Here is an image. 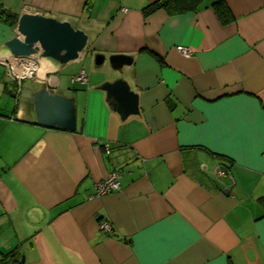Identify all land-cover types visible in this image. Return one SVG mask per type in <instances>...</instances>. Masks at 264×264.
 I'll list each match as a JSON object with an SVG mask.
<instances>
[{"label":"crops","instance_id":"0c3cea01","mask_svg":"<svg viewBox=\"0 0 264 264\" xmlns=\"http://www.w3.org/2000/svg\"><path fill=\"white\" fill-rule=\"evenodd\" d=\"M151 1L0 0L89 36L80 58L39 62L38 79L74 97V131L36 124L0 61V258L19 251L0 264H264V0H224L228 23L215 0L146 15ZM14 35L0 23V45ZM97 53L133 60L119 72ZM119 77L139 96L126 118L98 88ZM113 169L120 189L93 195Z\"/></svg>","mask_w":264,"mask_h":264},{"label":"water","instance_id":"95a60500","mask_svg":"<svg viewBox=\"0 0 264 264\" xmlns=\"http://www.w3.org/2000/svg\"><path fill=\"white\" fill-rule=\"evenodd\" d=\"M88 42V33L67 19L24 11L18 16L15 35L0 45V51H5L8 57H36L63 66L80 58ZM106 59L110 68L119 72L133 60L128 54H111L106 57L102 53H97L94 63L101 66ZM58 84L59 80L48 84L41 82L37 86L24 82L20 94L31 102L36 124L52 129L74 131L76 130L74 97L53 92ZM98 88L106 92L107 100L121 118L139 112V96L123 77L104 81ZM8 90L11 96L16 95L13 88Z\"/></svg>","mask_w":264,"mask_h":264},{"label":"built area","instance_id":"2783aa9c","mask_svg":"<svg viewBox=\"0 0 264 264\" xmlns=\"http://www.w3.org/2000/svg\"><path fill=\"white\" fill-rule=\"evenodd\" d=\"M176 50L183 56L189 57L192 51L189 46L186 45H176ZM8 70V74L12 81L16 83L15 92L18 93L21 88V84L24 80H37L39 72V59L36 57H8L2 60ZM39 80V79H38ZM45 82L44 80H39ZM71 81L74 83L84 84L88 81V74L85 70H80L78 73L71 77ZM109 151V148H106ZM226 169L220 167L216 169V176L222 178L226 176ZM119 172L118 170H111L104 178L99 180L95 185V192L93 195H104L113 191L120 189V182L118 180ZM101 229L103 231H111L112 226L108 221H102Z\"/></svg>","mask_w":264,"mask_h":264},{"label":"trees","instance_id":"16d2710c","mask_svg":"<svg viewBox=\"0 0 264 264\" xmlns=\"http://www.w3.org/2000/svg\"><path fill=\"white\" fill-rule=\"evenodd\" d=\"M203 0H154L143 7V13L149 14L156 9L163 8L170 14H177L188 10H195ZM212 7L216 12L219 20L222 23H228L233 19V15L224 0H215ZM18 19V15L8 8H0V23L6 24L9 27H14ZM19 254L17 249L8 251L2 254L0 262L16 258Z\"/></svg>","mask_w":264,"mask_h":264},{"label":"rangeland","instance_id":"374dc122","mask_svg":"<svg viewBox=\"0 0 264 264\" xmlns=\"http://www.w3.org/2000/svg\"><path fill=\"white\" fill-rule=\"evenodd\" d=\"M2 55L0 56V61H2L3 59H1ZM3 70V66L0 65V72H2ZM62 77V81L63 83H65V86L68 87L69 89L75 88V86H77L76 88H79V84H72L70 82V73L68 72H64V74L61 76ZM27 106L29 107L30 104H27Z\"/></svg>","mask_w":264,"mask_h":264},{"label":"flooded vegetation","instance_id":"af4514ba","mask_svg":"<svg viewBox=\"0 0 264 264\" xmlns=\"http://www.w3.org/2000/svg\"><path fill=\"white\" fill-rule=\"evenodd\" d=\"M25 81H32V82H34V86H37L38 84H40L41 83V81H39V80H24L23 82H22V84L25 82ZM46 82V81H45ZM44 82V83H45ZM13 83H14V91H15V89H16V83L13 81ZM43 83V82H42ZM22 84H21V88H22ZM21 88H20V91H21ZM20 91L18 92V93H16V95L15 96H17V97H22L21 96V94H20Z\"/></svg>","mask_w":264,"mask_h":264},{"label":"bare ground","instance_id":"6f19581e","mask_svg":"<svg viewBox=\"0 0 264 264\" xmlns=\"http://www.w3.org/2000/svg\"><path fill=\"white\" fill-rule=\"evenodd\" d=\"M1 55H2V57H4V59H5V58H8V54H7L5 51H0V56H1ZM42 60H43V59H39V62L42 63V62H43ZM39 71H40V68H39ZM39 74H40V72H38V77L41 78V76H40Z\"/></svg>","mask_w":264,"mask_h":264}]
</instances>
